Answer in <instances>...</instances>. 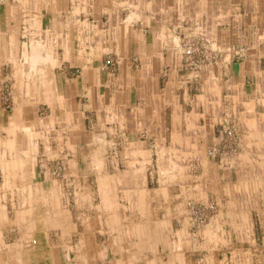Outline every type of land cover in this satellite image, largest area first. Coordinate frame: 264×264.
I'll return each mask as SVG.
<instances>
[{
  "label": "rangeland",
  "instance_id": "1",
  "mask_svg": "<svg viewBox=\"0 0 264 264\" xmlns=\"http://www.w3.org/2000/svg\"><path fill=\"white\" fill-rule=\"evenodd\" d=\"M82 3L81 0H70V2L69 0H0V18L7 14L6 10H9L10 17L13 16L17 20L13 22L14 24L12 23L11 28L15 32L24 34L25 37L20 41L26 53L25 56H19L21 60H18V66L25 69L23 78L21 76L17 78L13 73L14 70H12L13 62H11L12 56H10L12 42L10 39H6V44L2 50L4 53L3 60L2 62L0 60V95H2V109L6 112L3 115L6 117H0V128L2 126L8 128L18 126L14 128H19L22 132V135L19 136L24 139L25 150L29 153L37 148L33 164L37 166V174L51 182H44L46 189H52V184L55 183L57 191L67 192L71 197L65 200L63 209L57 215L58 224L63 226L62 230L64 231L60 229L62 234L57 230L58 232H47V234L43 232L36 238L32 236L24 246L25 253L23 252V255L22 252L20 254L19 251L17 252L19 249L17 246H9V261L4 262L0 253V264H81L76 262V256L80 255L81 251L75 246L81 244L80 238L83 233L86 234L87 232L85 230L86 225L91 228L92 226L96 228L97 224L106 227L105 231L90 230L92 240L100 238L101 234H105L106 238L109 237L108 235H113L114 231L109 229L114 224L112 216H115L121 225L128 223V226L134 227L135 232L136 227L141 225L142 219L148 216L144 215L145 209L142 213L139 208L128 204V194L134 195L135 189L137 191L144 190L147 194L148 189L154 191V195L159 193V200L162 198L161 200L170 203L172 196L170 192L177 194L181 185L184 187L187 185L189 188L188 193L183 189L185 194L182 199L184 203L182 219L187 228L186 239L189 241L183 250L186 256L189 258L193 256L196 260L201 259L203 260L202 264H225L227 258L228 264H264V175L259 176L264 172V134L255 135L256 128L259 131L264 128V92H260V88L256 86L257 82L252 80L251 75H248L246 82L244 79L242 80L241 76L243 65L252 63L258 66L256 63H258L259 58L253 55L251 53L252 48L249 49L248 47V41H251L252 44L253 42L256 44V41L246 38L230 39L224 37L225 31L220 33L218 29L221 24H217L218 30L210 26L208 28L198 26V28H191L186 32H183V26L181 30L172 27V46L170 49H174L178 55L180 54L179 58L174 56L180 66L175 65V68L178 66V69L171 67L163 69L160 72L158 83L162 90L161 93L166 96H174L178 102L170 103L158 114L154 120L155 132L149 134L147 130H144L141 133H133L132 126L129 128L127 124L128 129L125 128V123H129V121L124 115L126 109L130 107L126 102L128 101L126 96L130 92L126 87H123L122 91H119L121 97L119 102L113 98L114 88H110L111 82L113 85L117 84V81H122L124 75V70L118 69V61H116L114 54H108L94 64V68L101 69L102 77L101 80L92 78L90 83H93L94 88L102 81L103 88L100 96H89L90 92H85L84 94H88V98L81 94L83 96L78 97L76 106L68 101L60 103L56 99V74L59 79L68 78L81 82L84 74L81 66H84L85 63L78 62L77 54L81 53L82 49H88V53H97L96 47L88 45L86 39H72V43L68 44V40L65 38L55 39L51 37V31H57L54 26L56 17L58 19L62 16V20L66 17L71 18L74 21L73 29L77 32L80 30V25L76 21L89 19L87 14H103L104 22L101 26L106 28H108V24L110 25V15L115 20L111 11L105 7H100L96 0H84L83 6ZM68 4L73 5V13L66 12L65 9H67ZM56 7L65 11V14H57ZM68 7L71 11V7ZM105 9L106 12H104ZM69 25L71 24L69 23ZM118 25L115 24L114 26ZM7 26L3 24L0 28L7 31ZM224 26L226 25H223V30L226 28ZM34 33H37L38 36L41 34L42 37L33 38L32 34ZM212 35L215 37L222 35L223 38H211ZM13 41L15 43L16 40ZM70 48L75 53L72 64L66 61ZM34 51V57L44 51V56L39 64L33 58ZM261 59L264 67V56ZM131 62L134 67L133 74L140 73V71H136V68L140 67L139 57L132 58ZM214 67L216 68L213 69ZM226 71H228V75L225 74ZM246 71L248 74V67ZM208 80L211 84L212 81L213 84L216 81V87H207ZM244 83L248 86V92L244 91L245 85H242ZM216 91L222 94V100L218 103L214 100ZM201 96H204L201 113L203 117L204 111L210 107L213 109L220 108L224 115L216 123L215 133L211 136H203L204 139H208L207 144L204 142L206 150L203 153L188 154L185 151L183 153L176 151L178 141L172 135L173 126L176 125V120H172V115L176 114L173 112L176 110L174 106L184 105L189 117L194 116L195 100L197 101L196 98L199 97L200 101L203 98ZM136 97L137 95L133 91V110L129 109L128 111L134 112L136 110L137 112L139 109L141 110ZM94 98L96 102H92ZM17 106H27V122L23 123L20 118L15 116L14 108ZM56 107L58 108L57 115L60 117L61 107H69V111L72 113H70L69 118H51ZM33 109H37L40 113L36 120L32 116ZM163 114L168 118L164 124L167 130L171 132L166 140L160 132ZM190 119L192 123L197 122L196 118L194 121L192 118ZM191 120L184 119V124L190 125ZM142 123L138 120V126L143 125ZM202 124L203 126L206 125V120L203 118ZM65 125L68 126L67 130L69 131L67 132L70 134L63 133ZM51 129L52 132H50ZM34 130H37L36 134H34ZM246 130L247 135H245ZM246 137L247 142L250 141L251 143L249 155L254 154L258 163L253 168L249 167L245 171L242 170V174L239 175L238 173L241 172L238 171L240 168L237 164L245 156ZM258 137H263V142ZM162 139L163 142H161ZM131 144L140 145L142 148L149 144L153 151H149L148 160L152 164L150 163L149 167H140L143 177L140 172L131 170L130 177L132 178L129 181L123 180L124 176H122L120 177L122 180L114 182L115 180L110 179L107 174L122 175L125 171L128 173L124 164L129 160V148L127 147ZM249 144L247 145L249 146ZM71 160L75 164L79 162V171L89 175V182H71L69 180L68 165ZM201 162L205 167V180L210 176L206 172L211 169L208 167L209 162L220 167L221 179L227 177L228 180V198L219 196L209 185L210 182H201L199 193L192 191L194 184L193 186L190 183L185 184L187 173L193 176L201 173L202 167H199ZM184 163L187 165L185 166ZM76 170L78 171L75 167H71L70 172L74 174ZM249 170H252V176L249 175ZM151 175L155 176V182L151 181ZM139 176H141V181H139ZM159 177H163L165 181L158 182ZM143 178H150V181L143 182ZM239 180L246 181L239 184ZM132 181L136 188L133 187ZM197 185H199L198 182L195 183V186ZM115 190L119 191L121 198L115 200L118 207L111 210L114 199L108 197H112V192ZM79 194L85 195L87 198H76L75 196ZM148 194L150 195V193ZM84 205H88L87 210L82 209ZM9 206V211L13 212L12 206L10 204ZM167 208L169 209V206ZM85 210L87 214H84L86 213ZM155 220L152 217L148 218L149 223L156 224ZM16 227L15 225L10 227L9 235L7 232L5 234L10 245L19 241V231L16 230ZM69 228H73V231L70 232L72 238L66 240L65 229L68 230ZM94 233L98 236H94ZM97 241L100 242L101 240L98 239ZM70 242L73 244L72 248L71 246L67 247V243ZM88 243L89 260H92L89 264H113V262L105 261L107 250L100 243V245L98 243L93 244L91 241ZM1 249L5 250L6 248L0 247V252ZM108 254V257L111 258L112 251L110 249ZM116 254L118 255L117 252Z\"/></svg>",
  "mask_w": 264,
  "mask_h": 264
},
{
  "label": "crops",
  "instance_id": "2",
  "mask_svg": "<svg viewBox=\"0 0 264 264\" xmlns=\"http://www.w3.org/2000/svg\"><path fill=\"white\" fill-rule=\"evenodd\" d=\"M81 1L84 3V0ZM83 3L82 6L84 5ZM96 3L100 4V7H105L107 10H110L111 14H113L115 18L114 20L110 15V25L106 24L108 28L101 26L104 22L103 14H87L88 17H90L89 19H86L85 21L77 20L76 23H79L80 25L79 32L73 29L74 21L71 18L66 17L62 20L61 16L58 19L56 17V20H54V26L57 28V31H51V37H54L55 39L65 38L68 40V44L72 43V39H86V41H88L86 43L91 45V47H96L95 51H97V53H88V49H82L81 53L77 54L78 62L83 64L85 63L84 66H81L84 71L81 82L80 80L77 82L68 78L59 79L56 74L55 86L57 93H55V96L60 103L68 101L71 102V104L74 103L76 106L77 99L81 94L88 98V94H84L85 92H90L89 96H100L101 89L103 88L102 81H100L101 83H98L94 88L93 83H90V81L92 82V78L101 80L102 77L101 69L94 68V64L96 61L102 60L104 56L114 54L116 56V61H118V69L121 71L124 70V75L122 76V81H117V84L113 85V82L110 83V88H114L113 98L115 101L120 102L121 97L119 91H122L123 87H126V89L130 92L126 96L128 100L126 102H128L127 104L130 107L126 109V113L124 114L127 116L129 121V123H125V128L128 129V124L129 128L130 126L133 127V133H141V131L144 130H147L149 134L155 132L154 120L157 118L158 114L163 110V108H167L170 103H175L177 101L174 96H166L164 93H161L162 90L160 89L158 81L160 80V72L163 69H167L168 67L178 69V66H180V64L175 60V57L179 58L180 54L178 55L174 49H170V46H172V27L176 30H181L182 26L183 32H186L191 28H198V26L203 28H208L210 26L215 30L219 29L220 33L225 31L223 36L230 39L246 38L249 40H255L256 44L255 42L252 44L251 41H248V47L249 49L252 48L251 53L259 58L258 63H256L258 66H255V64L253 65L252 63L245 66L243 65L241 68V76L242 80L244 79V82H246L248 75H251L252 80H254L255 83L257 82L256 86L260 88V92H264V80H262L264 79V67L261 59V57L263 58L264 56V42H262V40H264V0H96ZM68 6L71 7V11ZM68 6L67 9H65L66 12L73 13V5L68 4ZM6 12L7 14L0 18V27L1 25L3 26V24L8 25L7 31L0 28V60L1 62L3 60L4 53H2V50L6 44L5 41L6 39H10L12 42L10 50V56H12L11 62H13L12 70H14L13 73H15L14 75L17 78L20 76L23 78L22 76L25 69L23 67H19L18 65L21 60L19 56L22 57L26 54L25 48L20 41L25 36L18 31V33L15 32L14 29L11 28L14 24L13 22H16L17 20L14 19L12 14V17H10L9 10H6ZM56 12L61 15L65 14V11L58 8ZM104 12H106V9ZM69 23L71 25H69ZM63 24L65 25V29ZM115 24L119 25L114 26ZM217 24H221L218 29ZM224 24L226 25L224 26L226 28L223 30ZM220 36L221 37H215V35H212L211 38H223L222 35ZM32 37L41 38L42 35L40 34L38 36L37 33H34L32 34ZM151 38L153 39L152 41ZM13 40H16L15 43ZM68 51V60L66 61L72 64L74 63L73 60L75 59V53L72 48ZM34 54L35 51L33 52V58L36 59V63L38 61L39 64L40 60H42V57L44 56V51L37 54L35 57ZM136 56L140 59V67L136 68V71H140V73L133 74L132 70L134 67L131 59ZM177 64L178 66L175 68V65ZM247 67L248 71L252 74L249 72L246 74ZM215 68L216 67L213 69ZM226 72L227 73L225 74L228 75V71ZM208 82L209 84L207 87H216V81H214V84L213 81L212 84L209 80ZM242 85H245L244 91L248 92V86L246 83ZM98 88H100V90H98ZM90 89L92 90L90 91ZM116 89H118V91H116ZM54 91L52 92L53 94ZM133 91H135V94L137 95L136 100L141 107V110L139 109L137 112L135 108L134 112L128 111L129 109L133 110ZM118 92L119 96L117 97ZM216 93L217 94H215L216 96L214 100H216V103L221 102L222 94L217 91ZM123 95L125 96V94ZM1 97L2 95H0V117L3 118L6 117L3 115V113L5 114L6 112L2 109ZM201 97L203 98H201L200 101L199 97L196 98L197 101L195 100L196 106L193 107L194 116L192 115L189 117L184 105L180 106L178 103L179 105L174 106L176 110L173 112H176V114L172 115V120H176V125L173 126L172 135H174L178 141L176 143L178 147L175 149L176 151H180L182 153L185 151V153L188 154L194 152L203 153L206 150L205 144H207L208 140L204 139L203 136H211L215 133V125L224 115L223 111H220V108L213 109L210 107L208 110L204 111L203 117L201 113L204 96ZM186 101L188 102V100ZM92 102H96L95 98ZM14 109L15 116L20 118L23 123L27 122V106H17V108L15 107ZM57 110L58 108L56 107L55 112H52L51 118L56 119L60 117L57 115ZM61 111L62 113L60 118H69L70 113H72L69 111V107H61ZM72 111H75V109H72ZM32 112L33 118L35 120L38 119L40 114L39 111H37V109H33ZM165 114L161 116L162 124L160 123V127L162 129L160 132L162 133V136H165L164 140H166L167 136L171 134L164 124V121L168 119L165 117ZM190 118H192L193 121L194 118H196L197 122L192 123ZM202 118L206 120L205 126L202 124ZM184 119L191 120L190 125H185ZM138 120L140 122L142 121L143 125L138 126ZM14 127L18 126L10 128L2 126L0 128V247L6 248L5 250L1 249L0 253L4 262L9 261V246H17V248H19L17 252L19 251V254L22 252L23 255L25 253L24 246L27 244L28 239L32 238V236L36 238L43 232H46L47 234V232H58L57 230H59L62 234V231H64L62 230L63 226L58 224L57 215L59 211L63 209L62 206H64L65 200L71 198L67 192L57 191L55 183L52 184V189H46L44 182H51L47 181L45 177L37 174V166L33 164L37 148L33 149V152L28 153L24 147L23 137L19 136L22 135V132H20L19 128L15 129ZM9 129L11 130L10 132ZM22 129H24V127H22ZM67 129L68 126L65 125L63 133L70 134L67 132L69 131ZM50 132H52V129ZM255 132V135L264 134V128L261 129V131L256 128ZM36 133L37 130H34V134ZM247 134L248 132L246 130L245 135ZM5 136L7 137L5 138ZM258 139L263 142V137H258ZM161 142H163V139ZM249 143L250 141L247 142L246 137V143L244 144V147H247V149L245 148L246 153L245 156H243L244 158L237 164L240 168L238 171L241 172L238 173L239 175L242 174V170L245 171L246 169H249V167L253 168V166L258 163L256 162L258 160H255L256 158L254 154L252 156L249 155V151L251 150V143ZM247 144H249L250 147ZM127 148H129V160L124 165L126 169H128V173H126V171V174L123 173L122 175L108 173L107 175H109L110 179L115 180L114 182L122 180L120 178L122 176H124L123 180L129 181V179L132 178L130 177L131 170L139 173L141 170L140 167H149L151 163L150 160H148V157L150 155L149 151L153 150L150 149L149 144L145 145L143 148L140 147V145L131 144ZM156 150H158V148H156ZM73 163L74 162L72 160L69 161V180L71 182H89V175H85L79 171V162H76V164L74 163V165ZM102 164L105 163L102 162ZM168 164L170 163L168 162ZM186 165L187 164H185V166ZM200 166L202 167V171L196 176L185 173L187 178L185 184L190 183L191 186L194 184L192 191L199 193L201 190L200 183L210 182L209 185L219 196L228 198V180L227 177L223 180L221 179L220 167L212 162H209L208 167L211 169L206 172L209 173L210 176H208L207 180H205L204 176L206 177V175L203 162H201L199 167ZM71 167H75L79 172L76 170L74 174L71 173ZM249 172V175L252 176V170H249ZM140 174L143 177L141 172ZM262 175H264V172L263 174H259V176ZM141 176L138 177L139 181L142 180L140 178ZM151 177V181H154L155 176L151 175ZM240 177L242 178V176ZM161 180L163 182L165 181L163 177H159L157 179L158 182H162ZM258 180L260 181L259 177ZM145 181L149 182L150 178H143V182ZM243 181L239 180V184ZM197 182L199 185L195 186V183ZM132 183L133 187L136 188L133 181ZM183 189L187 193L189 192L187 185L185 187L181 185L177 194H174L173 192L171 194L170 192V195H172L170 203H166V201L161 200L162 198L160 200L154 199L152 201V199L155 198L154 191L147 189L148 193H150L149 195L148 193L146 194V191L144 190L137 191V189H135L134 195L128 194V204H132V206L139 208L142 213L145 209L146 211L144 212V215L148 216L146 217L147 220L149 217L156 219L155 227L151 228L152 232L150 231L151 240H147L148 238L146 239L145 237L146 241L141 240L138 236L133 235L134 227L131 228V226H128V223L121 225L117 218L112 216L114 224H112V227L109 229L113 230L114 233L112 236L108 235V238H106L107 236L105 234H101L102 236L100 238L98 237V239L101 240L100 242L97 241L98 239L92 240V238H90L89 231L92 229L94 231H105V225L100 226V224H97L96 228H93L94 226H92V228L88 225L85 226V230L87 232L86 234L83 233V236L80 238L81 244L79 246H75L81 251L79 253L80 255L76 256V262L89 264L92 261L89 260L90 256L88 255V242L91 241L93 244H101V246L107 250V257L105 258V261L113 262V264H202L203 260H196L193 256L192 258H189L183 252L186 247V243L189 242L186 239L187 228L182 219V213L184 212V203L182 202V199L185 194ZM144 196H146V198H144ZM75 197L87 198V196L80 194ZM119 197L121 198L119 191L116 190L112 192V197H108L114 199L111 210L118 207L115 200L119 199ZM161 197H163V195ZM174 199H179L181 201L179 202ZM9 200L14 201L10 202ZM167 201L169 202V200ZM9 204L12 206L13 212L9 211ZM167 206H169V209ZM87 207L88 205H84L82 206V209L87 210ZM226 213L228 214V212ZM84 214H87V211ZM170 216L173 219H169L168 217ZM116 221L118 222L116 223ZM14 225L17 226L16 230L19 231L18 236L20 239L18 238L19 241L16 244L10 245V243H8L9 241L5 238V234L7 232L9 235L10 227ZM69 229H65L66 240H71L72 238V233L70 232L73 231V228ZM226 230L228 231L227 227ZM214 233L216 232L214 231ZM226 234L228 236V233ZM94 236L98 235L94 233ZM139 236L142 237L143 235L139 234ZM70 243H67V247L71 246L72 248L73 244L72 242ZM109 249L112 251L111 258L108 257ZM198 256L200 257V254ZM213 261L218 262L217 260ZM225 262V264H228V258Z\"/></svg>",
  "mask_w": 264,
  "mask_h": 264
},
{
  "label": "bare ground",
  "instance_id": "3",
  "mask_svg": "<svg viewBox=\"0 0 264 264\" xmlns=\"http://www.w3.org/2000/svg\"><path fill=\"white\" fill-rule=\"evenodd\" d=\"M240 178V177H239ZM156 195H154V197L155 198H153V199H158L159 200V194H157V193H155ZM149 197V196H148ZM147 197V198H148ZM139 198V197H138ZM144 198H146V196H144ZM143 221H142V223H140L141 225L136 229V231L134 232V234L133 235H135V236H138L141 240H145V238L147 239V240H151V237H150V235H151V233H150V231L152 232V230H151V228L152 227H155V224H153V223H149V221L146 219V217H144L143 219H142ZM133 225V224H132ZM149 230H148V229ZM139 234L140 235H143L142 237L141 236H139ZM145 237V238H144ZM146 241V240H145ZM146 245V244H145ZM136 249V248H135Z\"/></svg>",
  "mask_w": 264,
  "mask_h": 264
}]
</instances>
